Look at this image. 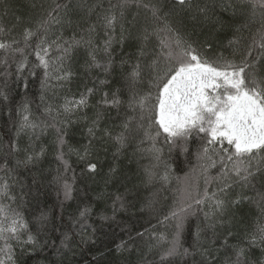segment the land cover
Listing matches in <instances>:
<instances>
[{
  "label": "snow or ice",
  "instance_id": "6c2138e0",
  "mask_svg": "<svg viewBox=\"0 0 264 264\" xmlns=\"http://www.w3.org/2000/svg\"><path fill=\"white\" fill-rule=\"evenodd\" d=\"M4 118L0 264H264V0H0Z\"/></svg>",
  "mask_w": 264,
  "mask_h": 264
},
{
  "label": "trees",
  "instance_id": "16d2710c",
  "mask_svg": "<svg viewBox=\"0 0 264 264\" xmlns=\"http://www.w3.org/2000/svg\"><path fill=\"white\" fill-rule=\"evenodd\" d=\"M206 34V33H205ZM230 38V34L229 33H221L218 35L217 37V51H224V46L227 45L228 39ZM201 39H203V35L201 36ZM225 55H227V52H225ZM39 75V74H38ZM38 90H39V83H38V79H34L33 82L30 85V89H29V96L30 98H33L35 103H38ZM19 92H23V89H19ZM20 97L17 96L15 98V102H19ZM94 102V100H93ZM35 103L33 104V108L35 109ZM39 114V113H37ZM89 115H91V111H89ZM11 127V123L6 121V118L4 119H0V135H4L5 138L8 135V129ZM81 128L82 125H74L72 128V143L75 146H79L80 144L86 143V140L84 139V137L81 135ZM51 136L47 137L46 139H50ZM103 155V154H101ZM73 159H75L73 157ZM111 162V153L109 152L106 159H105V163H104V169L105 171L107 170V165ZM121 170L122 172L126 173L128 176H130L134 182H136L137 184H139V176L142 173V165H147L149 163L148 159H143L142 161H140L139 164H137L134 161H130L127 158H121ZM192 163H194V161H192ZM190 163L186 160H184L183 158H180L176 161H174L173 163V173L176 176H183V174L185 172H187L190 168ZM53 167H55V164H53ZM174 186V185H173ZM94 187L97 188V190H99L100 188L103 187L102 182L99 183L98 185H95ZM156 187H159V184L156 185ZM141 188V195L144 198H147L148 196L151 195V192L154 191L153 188L149 187V188H145L143 185L140 186ZM109 190H112L111 188ZM163 196L166 197V199L163 201L162 203V207L164 208L165 212L167 211V208L170 206L171 204V200H172V194H171V190L169 189V191H165L163 192ZM50 201L55 199V194L53 193L51 195V197L49 198ZM99 207H103V205H100ZM139 207V205H138ZM133 212L136 211V209L132 210ZM125 219L127 217H124ZM135 219V218H134ZM147 220H148V216H145L144 219H141L138 223H137V227H140L141 225H146L147 224ZM156 221L155 219H152V224H155ZM161 231H163V226H160Z\"/></svg>",
  "mask_w": 264,
  "mask_h": 264
}]
</instances>
